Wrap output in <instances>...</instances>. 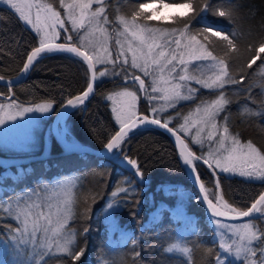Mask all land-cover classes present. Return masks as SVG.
Masks as SVG:
<instances>
[{
  "label": "snow or ice",
  "instance_id": "snow-or-ice-1",
  "mask_svg": "<svg viewBox=\"0 0 264 264\" xmlns=\"http://www.w3.org/2000/svg\"><path fill=\"white\" fill-rule=\"evenodd\" d=\"M108 2L109 0H59V7L64 9L62 14L54 6L55 0L52 3H41V0H0V5L14 10L19 20L31 26L39 36V45L32 47L27 53L19 75H26L34 62L42 59L45 54L69 53L80 58L87 66L86 88L77 95L68 93L61 103L62 109H76L84 105L90 95L94 94V85L100 78L111 76L121 77L125 82L130 81V85L125 83L121 86L122 91H113L106 96V99L113 102L112 112L119 130L110 135L103 147L113 160H120L129 166L136 181L133 183L131 179L125 178L121 183L127 186H119L111 193L103 211L110 216V210L130 203L131 198L137 194L136 184L143 183L144 172L139 160L130 157L123 145L132 130L140 126H157L175 137L179 157L183 165L195 174V182L202 194L201 202L207 204L211 213L208 223L215 225L213 236L219 238V244L216 248H208L206 257H211L215 251L214 264H264V228L254 223L257 219L264 221V192L250 206L234 207L224 200L218 179L213 194L212 190L205 187L198 174V162L202 161L211 170L213 177L218 175V169L222 173H238L249 179L264 181V149L258 148L251 141L241 143L238 135L231 134L229 116H224V122L218 123V118L227 111L226 106L231 103L226 96L225 86L239 85L245 80L246 74L241 71L237 79V75L230 71L231 54L238 51L235 43L237 31H226L207 22L205 17L211 11L214 16L223 17L231 23L232 11L222 4L213 7L211 0H172L170 3L154 0L151 3L140 2L133 5L130 13L117 15L115 20H111L106 11ZM33 9L35 20L32 16ZM197 18H200L203 27L193 31L192 23ZM154 20H172L173 25L153 26L149 22ZM67 24H71V29L66 27ZM58 28L68 32L63 37V43L56 42L61 37ZM110 39H114V50H110L108 46ZM216 43L224 45V57L214 55L212 49ZM173 44L175 47H172ZM249 51H254L255 55L248 57L247 67L251 68L259 58L260 71L264 72V57L260 56V53H264V42L259 43L255 49L250 47ZM193 62H209L206 67L211 74L200 71L201 65ZM97 65L112 67L99 70ZM0 82H4L3 75H0ZM6 83L8 93L0 92V126L16 121L26 113L47 114L53 109L55 100L52 98L39 103L18 102L13 95L14 82ZM130 86L132 90H129ZM184 89L187 90L186 93ZM200 89L214 91L218 95L210 100L200 99L194 111L190 109L187 114L177 111L181 102L199 99ZM139 94L150 105L158 101H163V104L159 107L152 106L151 116L138 114L136 100ZM118 97L127 102L121 103ZM6 99L9 100L8 103L3 102ZM253 103L249 93L240 107L242 117H264V102L257 106V110L253 109ZM25 104L31 106H24ZM169 109L174 114L168 113ZM162 113L166 115H161ZM36 119L34 116L30 117L29 125H34ZM62 119L63 113L57 124ZM180 119L183 123L178 127L169 126L170 122ZM206 128V136L202 137L201 133ZM190 129L196 130L195 135L190 136V144L199 146V154L185 142ZM52 133H55L66 151L79 152L82 157L85 155L87 150L81 144L75 140L69 141L70 132L67 127L61 130L53 126L47 135ZM178 133H183L185 138ZM30 141L31 137L14 141L5 139L2 144L8 149L27 152L31 150ZM206 142L207 153L203 151ZM20 164L21 161L0 159V165L6 169L16 166L15 174L6 171L0 175V228L4 229L0 235V264H47L52 256H66L78 262L86 249L76 251L77 233L70 228L69 222L74 219L77 203L75 193L80 187L81 178L77 172H72L51 180L40 177L33 181L31 187L25 185L17 188L16 182H21L33 172L31 167L23 168ZM7 178L14 183L6 185L4 181ZM121 194L127 199H120ZM217 217H227L232 221L240 218L248 220L242 224H231L222 223L215 219ZM159 218L158 210L153 214V221L149 226ZM192 227L193 234L198 237L195 244L199 246L203 243V238L199 236L200 229L194 223ZM220 229H226L231 234V243L226 242L225 233ZM88 230L85 228L84 233ZM126 237L127 234H124L122 240ZM168 239L170 242L163 248V253L173 256L178 262L191 264L193 242L183 235H173L171 231ZM138 241L139 238L133 241L134 249ZM4 254L7 255L6 260L3 258ZM134 256L138 258L139 253L136 252ZM98 264H115V261L101 254Z\"/></svg>",
  "mask_w": 264,
  "mask_h": 264
},
{
  "label": "trees",
  "instance_id": "trees-1",
  "mask_svg": "<svg viewBox=\"0 0 264 264\" xmlns=\"http://www.w3.org/2000/svg\"><path fill=\"white\" fill-rule=\"evenodd\" d=\"M140 2L151 3L154 0H109L106 11L109 18L115 20L116 15L130 13L131 7ZM164 2L170 3L172 0ZM211 4L213 7L222 4L232 11L231 23L223 17L214 16L211 11L205 19L226 31H237L235 43L238 51L231 54L230 71L237 75V79L241 71L246 74L245 80L239 85L225 86L226 96L231 100L226 106L227 111L224 112L231 115L229 130L238 135L240 140L251 141L258 148L264 149V117L249 118L240 114V107L249 93L254 100L253 108L264 102V73L259 68L261 60L258 58L251 68L246 64L248 57L255 55L249 48L255 49L259 43L264 42V0H211ZM54 6L61 12L57 0ZM0 17H3L0 19V75L10 78L18 74L27 53L39 43L35 34L24 26L16 13L7 6L0 5ZM149 23L173 25L172 20H154ZM202 27L200 18L193 21V31ZM58 31L61 32V37L57 38L56 42L63 43V37L68 32L59 28ZM212 50L214 55L225 56L226 49L221 43H216ZM260 56L264 57V53H260ZM85 69L83 61L72 54H45L42 59L34 62V66L21 80L12 84L13 95L18 102L54 99L53 109L45 116L47 123L68 93L74 95L86 88ZM116 78H100L94 85V94L90 95L84 105L65 112L62 122L63 128L69 129V140L73 138L79 144L97 148L114 133L117 126L111 118L108 102L103 98V94L125 84ZM0 92L6 93V87L2 84ZM188 104L189 102H181L177 110L185 108ZM136 111L147 114L144 99H138ZM169 125L173 127V122ZM43 143L46 154L40 158L21 161L20 167H31L33 172L26 175L21 182H16V187H31L33 181L40 177L47 180L69 171L77 172L81 178L80 187L75 193L77 203L74 219L69 222V226L77 233L76 251L86 249L78 262L66 256H52L47 260V264H98L101 254L114 260L115 264H186L185 261L178 262L173 256L163 253V248L170 242V231L173 235H183L193 242L191 264H214L215 251L211 257H206L208 248L217 247L208 223V215L198 200L197 191L191 184L173 143L163 132L150 126L138 127L130 132L123 145L124 151L130 157L139 160L144 180L142 184H136L137 194L131 198L130 203L112 210L113 217L118 226L124 229L123 235L127 234V237L110 246L107 244L108 226L104 220V205L112 189L127 186L121 183L125 178L135 183L136 178L132 171L121 167L111 157L87 152L82 157L76 151H63L62 145L52 134L48 135L46 141L42 139L41 147L28 156L38 153ZM192 149L196 152L194 147ZM6 171L15 174L16 166L6 169L0 165V175ZM198 174L205 187L212 190L213 194L218 179L224 200L238 208H246L264 189V181L261 180L246 179L218 171L214 178L211 170L202 161L198 162ZM4 183L12 185L14 182L7 178ZM120 199L125 200L127 197L121 194ZM158 210L160 218L149 226L153 221V214ZM193 223L200 229L199 236L203 238V243L199 246L195 244L198 237L193 234ZM85 228L89 229L86 234ZM3 231L4 229L0 228V235ZM111 234L117 237L116 231L112 230ZM137 238L139 241L134 249L133 241ZM136 252L139 253L138 258L134 256Z\"/></svg>",
  "mask_w": 264,
  "mask_h": 264
},
{
  "label": "rangeland",
  "instance_id": "rangeland-1",
  "mask_svg": "<svg viewBox=\"0 0 264 264\" xmlns=\"http://www.w3.org/2000/svg\"><path fill=\"white\" fill-rule=\"evenodd\" d=\"M58 2V5H59V0H57ZM66 2H71V0H66ZM41 3H47L45 0H41ZM6 6V5H4ZM14 11V10H13ZM163 11V10H162ZM64 12V9L61 8V13L63 14ZM17 15V14H16ZM18 16V15H17ZM32 16H33V20H35V9L32 10ZM117 17V15H116ZM115 17V19H116ZM21 21V20H20ZM23 23L24 26H26L27 28H29L36 36V39H37V42L39 43V36L36 34V32H34L31 28V26H28L26 25L23 21H21ZM153 26H163V25H160V24H151ZM67 28L68 29H71V24H67ZM121 39L123 40V37H121ZM163 38H161L162 40ZM169 39H172V38H169ZM134 43H138V42H134ZM108 46L110 48V50H114V39H110L108 41ZM126 47V45H125ZM172 47H175V45L173 44ZM194 64L198 63L201 65L200 67V71L206 73V74H211L206 65L207 63L209 62H193ZM105 67H108V68H111L112 66L111 65H99V67L97 69L99 70H104ZM119 70V69H118ZM131 71V69H129ZM264 73V72H263ZM111 77V76H109ZM113 78V77H112ZM118 81H120L121 77H117L116 78ZM151 79V78H149ZM130 85V84H129ZM196 87H199V86H196ZM262 89H264V86L262 87ZM122 87H117L113 90H110L108 92H105L103 94V98L108 102V107H109V110H110V115H111V118L114 122V124L116 126H119L115 119H114V115H113V112H112V107H113V102L111 100H108L106 99V96L108 94H110L111 92L113 91H122ZM129 90H132L131 86L129 87ZM185 93H186V89H184ZM264 94V93H263ZM216 95H218V93L214 92V91H210V90H207V89H200V93H199V99H196L195 101L193 102H189V104L183 108V109H180V110H177L181 113H184V114H187L188 111L191 109L194 111L195 109V106L197 104L200 103V99H214L216 97ZM264 96V95H263ZM118 100H120L121 103H126V99L124 98H117ZM144 101L146 102L147 104V114L148 115H153V113H151L150 111V108L152 106H155V107H159L160 104H163V101H158V102H153L151 105L149 104V102L146 100V98H144ZM4 103H8L9 100H4L3 101ZM39 102H42V101H39ZM39 102H36V103H39ZM137 103H138V96H137V100H136V109H137ZM24 106H31L30 104H25ZM254 110H257V107L256 108H253ZM169 109L168 113L170 114H174L173 113V110ZM56 113V112H55ZM48 114V113H47ZM47 114H40V113H26L24 117H19L17 118L16 121H10L8 122V124L6 126H0V159H23V158H26L28 157V155L32 152H35L37 149H39L41 147V140L44 139L46 141V136H47V139H48V128H52L53 126H56L58 128H60L61 130L63 129L62 125L61 124H57V121L58 120H55V116H53L52 119H50L47 123H46V120H45V116ZM65 115V113H64ZM63 115V117H64ZM161 115H166L165 113H162ZM229 116L230 119H231V115L229 113H223L221 117L218 118V123H223L224 122V116ZM36 117V123L34 125H29L28 121H29V118L30 117ZM229 119V121H230ZM63 120V119H62ZM228 121V122H229ZM183 123V120L180 119L178 121H173V127H178L179 124H182ZM195 129H190V135L188 138H185L184 137V134L183 133H179L181 134V136L183 138H185V142L186 143H189L190 144V136L191 135H195ZM206 133H207V128L205 129V132L204 133H201V136L204 137L206 136ZM231 134L235 135L234 133H232L230 131ZM54 137L56 136L55 133L53 135ZM25 137H31V141H30V144H29V147H30V151H27V152H18V151H15V150H12V149H8V148H5L3 147V144L2 142L7 139L8 141H14V140H18V139H24ZM57 137V136H56ZM55 137V139L59 142V144L63 145L57 138ZM73 140V138H70L69 141ZM249 142L248 140H241V143H247ZM190 147H194L195 148V151L199 154L200 153V148L198 145L196 146H193L190 144ZM63 148V146H62ZM203 151L205 153H207L208 151V144L207 142L205 143L204 145V149ZM216 171L219 172V170L217 169ZM72 172H75V171H69L67 173H63V174H60V175H70ZM225 174H228V175H235V176H238V177H242V178H246V179H249L248 177H243V176H240L238 173H225ZM58 175V176H60ZM215 178V177H214ZM53 179V178H51ZM51 179H47V180H51ZM190 180V179H189ZM251 180H259V179H251ZM115 189H112L110 194L108 195L107 199H106V202L109 200V197L111 195V193L114 191ZM215 193V192H214ZM214 200V198H213ZM106 202H105V205H104V209H105V206H106ZM215 202V200H214ZM110 213L111 215L109 216L108 213H105L104 212V220L107 222V226H108V230H107V244L110 246V245H114L115 243L117 242H121L122 241V235L123 233L125 232L124 229H121L120 226H118L115 218L113 217L112 215V210H110ZM211 216L208 215V221H209V218ZM215 219H219L222 223H231V224H242L244 222H246L248 220V218L246 219H242V220H238V221H228V220H223V219H220V218H215ZM255 224H257L258 227H262L264 228V221H260L259 219L255 220L254 221ZM211 226V229H212V235H213V232L216 230L215 229V225H210ZM112 230L116 231L117 232V237H114L111 232ZM221 232H224L225 233V240L226 242L228 243H231L232 242V237H231V234L227 232L226 229H220ZM214 237V236H213ZM215 240H216V243H217V247H218V244H219V238L218 237H214ZM5 260L7 259V255L4 254V257H3ZM229 260H231V258H229Z\"/></svg>",
  "mask_w": 264,
  "mask_h": 264
},
{
  "label": "water",
  "instance_id": "water-1",
  "mask_svg": "<svg viewBox=\"0 0 264 264\" xmlns=\"http://www.w3.org/2000/svg\"><path fill=\"white\" fill-rule=\"evenodd\" d=\"M57 43H61V42H57ZM39 45V44H38ZM38 45H36V46H38ZM31 51V50H30ZM26 59V58H25ZM86 65V64H85ZM22 67H23V65H22ZM21 67V68H22ZM87 67V66H86ZM20 72V71H19ZM19 72H18V74H16L15 76H13V77H10V78H5L4 77V82H0V84H2V85H4L5 87H6V93L5 94H7L8 93V85H7V83L6 82H8V81H13L14 83L15 82H17V81H19V80H21L22 79V77L23 76H20L19 75ZM90 75V74H89ZM120 82H124V83H131L130 81L129 82H125L122 78L120 79ZM13 83V84H14ZM136 87L138 88V85H136ZM85 90V89H84ZM83 90V91H84ZM82 92V91H81ZM80 92V93H81ZM77 94H79V93H76V94H74V95H77ZM138 97H139V100H142L143 99V95L142 94H139L138 95ZM61 107V105L57 108V110H56V113L59 111V108ZM70 109V108H69ZM56 113H55V115H56ZM138 114H143V115H148V114H145V113H142V112H137ZM54 115V116H55ZM150 116V115H149ZM61 125H62V127H63V122L61 121V123H60ZM147 126H150V127H153V128H156V129H158V130H160L161 132H163L165 135H167L168 137H169V139L171 140V142L173 143V145H174V147H175V150H176V152H177V154L179 155V149H178V146H177V142H176V139H175V137H173L170 133H168L166 130H164V129H161V128H159V127H157V126H153V125H147ZM170 126V125H169ZM140 127H142V126H140ZM171 127V126H170ZM119 130V126H117L116 127V129H115V131H118ZM115 131H114V133H115ZM113 133V134H114ZM179 134V133H178ZM52 135H54V133H52ZM180 135V134H179ZM181 136V135H180ZM56 137V136H55ZM182 137V136H181ZM57 138V137H56ZM110 138V137H109ZM108 138V139H109ZM183 138V137H182ZM107 139V140H108ZM107 142V141H106ZM105 142V143H106ZM87 151V153H91V154H93V155H97V156H104V157H110V156H108L107 154H106V150L104 149V147H103V145H101L100 147H97V148H93V147H89V146H87V145H83V144H81ZM63 146V145H62ZM63 151L65 150V147L63 146V149H62ZM47 152H46V148H45V146H44V143H43V147H42V149L38 152V153H35V154H32V155H30V156H28V157H26V158H21V159H10V160H17V161H25V160H28V159H34V158H40V157H42L44 154H46ZM116 163L118 164V165H120L121 167H124V168H126V169H129V166H127L126 165V163H121L120 162V160H116ZM184 166V165H183ZM184 168H185V170H186V172H187V175H188V177H189V179H190V182H191V184L193 185V187L195 188V190L197 191V195H198V200H199V202H200V204L202 205V207L204 208V210H205V212H206V214L207 215H210L211 216V213H210V211H209V209H208V207H207V204L206 203H202L201 201H202V194L200 193V191H199V185L195 182V174H193V173H191L188 169H187V167L186 166H184ZM261 192H264V189H262L257 195H256V197L251 201V203L257 198V196L261 193ZM250 203V204H251ZM250 204L248 205V206H250ZM247 206V207H248ZM217 218H220V219H223V220H228V221H232V220H229L227 217H217ZM242 219H246V218H240V220H242Z\"/></svg>",
  "mask_w": 264,
  "mask_h": 264
},
{
  "label": "bare ground",
  "instance_id": "bare-ground-1",
  "mask_svg": "<svg viewBox=\"0 0 264 264\" xmlns=\"http://www.w3.org/2000/svg\"><path fill=\"white\" fill-rule=\"evenodd\" d=\"M69 108L62 109L61 107L59 108V111L56 113L55 120H58V118L61 116V114L64 113L68 110Z\"/></svg>",
  "mask_w": 264,
  "mask_h": 264
}]
</instances>
